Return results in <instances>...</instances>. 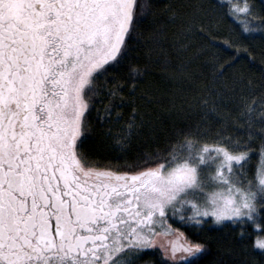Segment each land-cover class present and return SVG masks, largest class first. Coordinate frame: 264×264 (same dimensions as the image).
Returning <instances> with one entry per match:
<instances>
[{
  "label": "snow or ice",
  "instance_id": "6c2138e0",
  "mask_svg": "<svg viewBox=\"0 0 264 264\" xmlns=\"http://www.w3.org/2000/svg\"><path fill=\"white\" fill-rule=\"evenodd\" d=\"M218 4L243 33L255 32L250 25L264 29L252 0ZM166 7L171 23L188 17L189 34L198 16L216 10L202 3ZM165 39L148 0H0V264H135L160 237H173L160 245L164 264H200L206 245L188 240L170 218L193 227L209 218L248 221L264 231L257 223L264 219V141L251 147L253 132L264 137V106L253 129L256 108L245 105L243 143L186 132L164 155L157 150L140 163L125 162L127 171L97 167L81 151L98 79L138 45L158 47ZM171 76L186 77L182 61ZM201 104L205 116L215 111L208 100ZM137 127L134 115L121 147ZM252 156L258 159L249 179ZM255 244L264 249V238Z\"/></svg>",
  "mask_w": 264,
  "mask_h": 264
},
{
  "label": "trees",
  "instance_id": "16d2710c",
  "mask_svg": "<svg viewBox=\"0 0 264 264\" xmlns=\"http://www.w3.org/2000/svg\"><path fill=\"white\" fill-rule=\"evenodd\" d=\"M148 2L156 5V16L166 39L158 47L150 43L138 45L123 63L98 79L99 92L86 113L87 132L81 142V151L97 167L130 170L122 165L140 163L146 153L155 154L157 150L164 155L169 145L181 138L180 134L197 130L203 139L220 133L241 143L248 141L245 105L254 104L257 122L252 127H260L258 117L264 106V36L260 33L264 29L250 25L255 32L243 33L240 22L227 17L218 0ZM180 3L213 5L216 10L198 16L189 34L184 30L188 17L182 16L176 23L167 19L166 6L175 8ZM252 3L255 14L264 17V0ZM142 31L147 33L149 28L142 26ZM180 44L187 47L181 48ZM164 55L172 63H165ZM233 58L236 62L221 76L222 66ZM181 61L186 77L173 80L171 73ZM109 89H115L116 95H111ZM202 99L208 100L209 106L214 105L215 111L205 116ZM106 105H110V114L105 112ZM134 115L139 127L121 147V138L127 135V125ZM251 139L253 149L264 141L255 132ZM257 159L252 156L246 166L249 179ZM169 222L188 240L206 245L208 254L200 264H264V249L255 244L257 238H264V231H257L248 221L215 224L208 219L200 227ZM257 223L264 226V219ZM135 264H164L160 245L141 250Z\"/></svg>",
  "mask_w": 264,
  "mask_h": 264
},
{
  "label": "rangeland",
  "instance_id": "374dc122",
  "mask_svg": "<svg viewBox=\"0 0 264 264\" xmlns=\"http://www.w3.org/2000/svg\"><path fill=\"white\" fill-rule=\"evenodd\" d=\"M210 219V218H209ZM170 220H173V221H176L175 219H172V218H170ZM212 220V219H211ZM213 221V220H212ZM214 222V221H213ZM215 223V222H214ZM217 224V223H216ZM169 239H173V237H160V238H158L157 239V242H156V244L154 245V247L155 246H157V245H161V244H165L166 246H167V241L169 240ZM258 247V246H257ZM259 248V247H258ZM261 249V248H260ZM182 253H177V255L179 256V255H181ZM139 255V253H137V255H136V257Z\"/></svg>",
  "mask_w": 264,
  "mask_h": 264
},
{
  "label": "bare ground",
  "instance_id": "6f19581e",
  "mask_svg": "<svg viewBox=\"0 0 264 264\" xmlns=\"http://www.w3.org/2000/svg\"><path fill=\"white\" fill-rule=\"evenodd\" d=\"M208 219H206V221H207ZM225 223H227V222H225ZM216 224V223H215Z\"/></svg>",
  "mask_w": 264,
  "mask_h": 264
},
{
  "label": "flooded vegetation",
  "instance_id": "af4514ba",
  "mask_svg": "<svg viewBox=\"0 0 264 264\" xmlns=\"http://www.w3.org/2000/svg\"><path fill=\"white\" fill-rule=\"evenodd\" d=\"M162 252H163V250H162Z\"/></svg>",
  "mask_w": 264,
  "mask_h": 264
}]
</instances>
